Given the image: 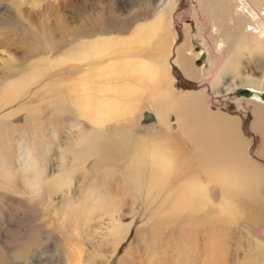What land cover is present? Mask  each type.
I'll return each instance as SVG.
<instances>
[{"label": "rangeland", "instance_id": "obj_1", "mask_svg": "<svg viewBox=\"0 0 264 264\" xmlns=\"http://www.w3.org/2000/svg\"><path fill=\"white\" fill-rule=\"evenodd\" d=\"M170 4L174 9L169 27L173 37L168 56L169 90L184 102L192 98L187 95L199 92L211 111L237 118L251 158L264 168L261 137L251 127L253 103L235 91L224 92L243 77L264 83V51L258 45L244 51L237 70L231 69L235 61L230 58L221 78L214 80L223 57L216 49L207 14H196V0H166L164 7ZM148 5L157 7L156 0H0V253L7 256V264H264V219L252 223L249 212L221 214L216 207L220 193L213 186L214 203L202 205V210L191 215L202 218L199 238L190 240L193 233L188 230L185 239H177L174 227L157 228L155 257H140L144 249L141 233L164 219L163 204L175 179L160 188L136 190L126 174L132 153L84 149V139L95 127L68 105H60V95L53 91L61 82L76 81L89 67L75 60L53 65L65 58L67 50L98 35H130L138 24L153 19L140 16ZM128 21L132 22L130 30H121ZM108 28L113 31L98 33ZM187 30L186 48L196 54L195 66L210 71L208 77H189L176 63ZM146 58L154 59V55ZM47 62L51 69L45 70ZM36 68L40 73L19 98L2 95L5 81ZM138 103L132 119L107 125L124 123L148 139L174 136L169 148L176 163L193 165L196 160L188 143L174 135L181 127L176 112L166 114L168 130L157 118L145 122L144 111L153 112L149 96ZM176 139L183 143L182 151L189 159L176 157L181 152ZM25 147L29 154L22 156ZM37 185L40 189L35 190ZM260 191L264 200V183ZM180 217L181 222L188 219L186 214ZM117 222L130 225V230L114 252ZM63 256L67 257L65 263Z\"/></svg>", "mask_w": 264, "mask_h": 264}, {"label": "bare ground", "instance_id": "obj_2", "mask_svg": "<svg viewBox=\"0 0 264 264\" xmlns=\"http://www.w3.org/2000/svg\"><path fill=\"white\" fill-rule=\"evenodd\" d=\"M165 1L156 0L157 7L154 8L148 5V10L145 8L146 11L140 16H153V19L138 24L130 35L125 37L98 35L96 38L93 37L94 39L81 41L80 45L78 43L65 52L64 59L57 58L59 60L53 63L60 66L75 60L78 63L85 62L89 66L76 81L61 82L53 90L60 95V105H68L95 127L85 137L84 149L92 152L99 148L113 154L121 150L130 151L132 156L128 159L126 174L129 183L132 182L136 190L144 187L160 188L175 179L163 204L164 219L156 228L141 233L144 245V249L140 250L142 258L145 255L149 258L155 257L160 232L157 228L163 230L170 226L174 227L178 233L175 234L177 239L186 237L185 233L188 230L193 233L190 240L199 238L200 233L202 234L199 225L202 218L195 219L191 215L202 210V205L211 206L214 203L210 186L219 190L220 197L216 207L221 214L238 216L249 212L252 223L262 222L264 219V200L260 191L264 183V168L251 158L248 143L240 132L238 119L211 111L197 91L187 95L188 98L191 96L192 98L184 102L179 100L176 93L174 95V92L169 90L168 81L171 78L168 56L173 38L169 27L174 4L164 7ZM196 2V14H207L212 24L211 32L216 40V49L223 57L220 72L214 75V80L221 78V73L230 58L233 57L235 61L231 69L237 70L244 51L255 45H258L260 52L264 51V0H196ZM160 8L162 11L157 12ZM131 25L132 22L129 21L124 23L121 30L129 31ZM104 31L113 29H104L98 33ZM185 35V42L177 49L176 63L189 77L196 79L208 77L209 70H200L195 66L196 54L194 55L190 48H186L189 40L188 30ZM146 55H154V59L146 58ZM49 64L46 63L45 70L51 67ZM39 73L40 68H36L31 73L5 81L2 95L7 99L19 98L21 92ZM254 84L255 87L252 86ZM240 87H245L252 93L248 97V101L254 105L251 127L261 137L262 148L259 153L264 157V100L261 97L264 94V83L262 80L243 77L239 82L233 81L224 92L226 94L230 91L236 92ZM146 95L152 101V111L155 114L151 113L159 122L164 123L168 130L170 127L165 122L166 114L176 112L181 127L179 126V134L177 132L174 135L181 136L180 139L188 143L190 154L196 160L193 165L176 163L177 158L173 157L174 154L170 151L172 149L169 148L170 138L174 136L167 134L163 135L164 137L151 136L152 138L148 139L135 134L123 122L121 126L107 125L109 122L127 121L132 119L133 115L136 116L138 102ZM181 144L183 143L176 139V148L181 151L176 157L187 160L188 153L182 151ZM24 150L22 156L29 154L27 147ZM34 188L40 189V185ZM182 214L188 216L186 223L180 221ZM121 225L117 222L113 229L116 238L114 252H117L119 243L126 238L125 235L130 230L128 228L130 225ZM61 259L65 263L67 257L63 256ZM7 263V256L0 253V264Z\"/></svg>", "mask_w": 264, "mask_h": 264}, {"label": "water", "instance_id": "obj_3", "mask_svg": "<svg viewBox=\"0 0 264 264\" xmlns=\"http://www.w3.org/2000/svg\"><path fill=\"white\" fill-rule=\"evenodd\" d=\"M205 57V53L204 54H202V58H204ZM235 94L237 95V96H246V97H250L251 95H252V93H251V91L250 90H248V89H238L236 92H235ZM262 99L264 100V94H262ZM143 116H144V120H145V122L146 123H149V122H152V121H154L156 118H155V116H154V114L153 113H151V112H149V111H144V114H143Z\"/></svg>", "mask_w": 264, "mask_h": 264}]
</instances>
